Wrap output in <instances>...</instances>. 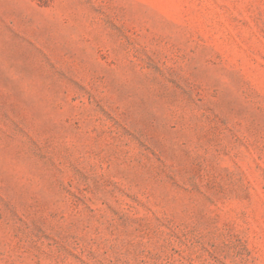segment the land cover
<instances>
[{"label": "rangeland", "instance_id": "rangeland-1", "mask_svg": "<svg viewBox=\"0 0 264 264\" xmlns=\"http://www.w3.org/2000/svg\"><path fill=\"white\" fill-rule=\"evenodd\" d=\"M0 264H264V0H0Z\"/></svg>", "mask_w": 264, "mask_h": 264}]
</instances>
